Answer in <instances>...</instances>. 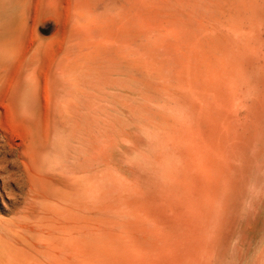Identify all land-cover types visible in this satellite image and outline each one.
Listing matches in <instances>:
<instances>
[{"label":"rangeland","instance_id":"374dc122","mask_svg":"<svg viewBox=\"0 0 264 264\" xmlns=\"http://www.w3.org/2000/svg\"><path fill=\"white\" fill-rule=\"evenodd\" d=\"M34 1L36 7L34 9L35 5L32 6L30 16H32L33 13L34 15L33 19L32 17L29 18V23L44 42L43 57L46 60H50L58 53L60 56H64L63 54L66 52L65 49L68 50V48L70 49L71 47L70 51H72L74 60H72V64H74L69 65L71 66L69 67L71 68L69 69V73H71L72 78L76 81H73V88H64L62 90V94L58 100L61 103V108L63 106L62 104H64L62 110L65 115H70V113L75 114L62 118L60 130L58 132L60 150L57 152V156H55L61 168L71 177V185H67L63 188V196L57 195L48 198L44 201L42 208L30 214V220L34 228H32V230H22V243L23 247H26L23 251V255L27 258L42 260L54 258L57 260L55 264H138L141 260L143 261L141 264H232L231 259L234 256L233 248L237 241L232 239L230 235L234 229L232 228L234 227V223L231 224V221L234 222V218L231 220V217H233L235 213H237V215H240V213L243 214L244 210L248 208V205L251 206L252 202L255 201L251 200L252 197L250 194H247V192L245 195L248 197L245 195L243 196L244 198L242 197L244 193L242 189H245L246 184L245 181L251 177L249 179L250 185L248 187V184H246L245 191H247V187L248 190H253L255 179H260L262 176L261 174H264V158H262L264 156V0H203L202 2H200L201 0L198 2H195L196 0H100L101 2L99 0H96L97 2L95 0L94 2L93 0H79L81 3L78 0H68L69 2L66 0H57V3L56 0ZM76 1H78L77 4ZM127 1H131V6L135 5L134 3H136L135 6L138 4H142V6H133L134 8H131V6H128L130 3L128 4ZM209 1L210 4L208 5ZM82 2L85 4L88 2L87 6ZM115 2L116 4H114ZM124 4H126L125 7H123ZM105 5H107V7ZM169 5L170 7L173 6L174 9H170ZM202 5L205 6L200 8L199 6ZM40 6L41 8L44 7L41 9L42 11L40 10ZM59 6L62 8V11ZM72 6H76V8ZM85 7H90L91 10ZM204 7L209 8V12H207ZM213 7H217L216 10ZM74 10H76V12H74ZM233 11H235V13ZM173 12L181 13H176L173 16ZM197 15L198 17H196ZM228 15L229 19L227 20ZM225 17L227 18L225 19ZM252 17H254L253 20ZM257 17H259V19ZM233 19L234 21H230ZM74 20L77 24L72 22ZM154 20L156 21L155 23H153ZM105 21L110 26L105 25ZM225 21L227 23H225ZM31 22H33L32 25ZM238 22H240V24H238ZM241 22L243 24L242 28L240 26ZM249 22L252 23V29L255 28V31L251 30V27L250 30L247 31L249 25H251ZM97 23L98 26H96ZM253 23L255 26H253ZM81 24L86 26L83 28V31ZM103 26L105 29H103ZM92 28L93 34H91L90 30ZM110 29L112 30L110 31ZM115 29L116 31H113ZM234 29H237L238 33H236L237 30ZM79 30L81 32L85 31L87 35L84 34L83 37ZM239 30L241 32L240 34ZM96 31L99 34L98 36L96 35L97 33L95 34ZM223 31L225 32L224 40H222ZM227 31L229 32L227 33ZM251 31H253L252 35ZM72 32L75 33L73 34ZM126 32L128 33L126 34ZM135 33L137 35L140 33V36L143 35L141 37L139 35L134 37ZM70 34L76 35L71 37ZM235 34L236 37H240L236 39ZM94 35L95 37H93ZM116 35L118 36L113 38ZM80 36L81 38H79ZM105 36L106 39L109 38L106 40V50H111L109 52L106 51V60L99 54H96L99 53L98 46L93 43H98L100 40L104 39ZM63 37L65 38V42ZM69 38L72 40V43L75 42L73 38L77 43H73L74 45L69 44L71 42ZM122 38H125L124 41L122 40L123 42L121 41ZM129 38L132 39L128 41ZM112 39L114 40L112 41ZM230 39H236L237 41L233 40V43H231ZM254 39H257V42H255ZM107 41H109V43H107ZM148 41H150L152 45L148 43ZM239 41L240 43H238ZM111 42L112 44H110ZM117 42H119L120 45ZM75 44L78 46L80 45L81 48L75 47V51L74 48H72L76 46ZM116 44L117 47L115 46ZM50 45H52L54 49L51 50L52 46ZM230 45L235 46V51L237 52H235L233 49L234 47ZM244 45L248 50H246L247 48ZM49 47L50 52L47 51ZM110 47L112 49H109ZM156 47H160V50ZM243 47L244 49H242ZM221 48L222 50H220ZM230 48L232 50H229ZM239 48L241 49L240 51H238ZM251 48L253 51L250 50ZM58 49L59 52L55 53ZM77 49H79L78 52ZM89 50H94L92 51L95 53L94 57L90 56L93 55V53L91 51L89 52ZM113 50H116L117 53L114 52V54ZM249 50L250 52L248 53ZM162 51L163 53H161ZM232 51L234 52L233 55H231ZM45 52L47 54L46 56ZM239 52L243 55L242 57L239 54L242 58L237 55ZM244 52L246 55L248 53L249 56L247 55V57L243 54ZM258 53H260L261 56H259L260 54L257 55ZM118 54L123 58L120 59L121 57ZM234 54L236 56H234ZM78 55L77 61L76 56ZM110 55L111 58H109ZM148 56L152 57L148 58ZM250 56L252 58H250ZM90 57L91 59L93 58V60L88 61ZM246 57L251 60H248ZM253 57H255V59ZM256 57H258V61ZM226 58L228 59L227 61ZM239 58H241V61L245 59L241 62ZM246 59L247 61H245ZM104 61L106 62L104 63ZM229 61L232 62L229 63ZM239 61L242 64L237 67L236 65L240 64ZM248 61L250 62L249 64ZM76 63L77 66L82 64V67H80L81 69L84 68V64L86 63V68L81 70L78 68L79 66L77 67L75 65ZM87 63H91V65L89 64L90 68ZM234 63L236 65H234ZM132 64L135 66H132ZM134 67H137V71ZM91 68L92 70H89ZM235 69L236 74H234ZM141 72L143 73L142 75ZM133 73L137 75L134 76ZM144 73L145 76L143 77ZM259 73L260 75L258 76ZM238 74L240 76H238ZM76 75H78L77 78H80L79 81H77ZM131 75L137 83L134 82L133 79L130 80V77L132 78ZM136 79H138V81ZM187 87L189 90H186ZM136 88L139 93L136 91ZM130 89H132V91ZM147 89L148 91H146ZM237 89H239V91ZM77 90L79 93H76ZM121 90L123 91L121 92ZM140 91H142V93ZM85 92L88 97L84 95ZM244 92L245 95H243ZM257 96L258 98H256ZM41 98L45 97L42 96ZM123 99L127 101H123ZM253 100H256V102ZM74 101L78 104H74ZM163 102L165 105H163ZM138 103H140L141 107ZM72 105L74 109L78 107V111H73ZM66 107L69 109L66 110ZM133 107H135V109ZM155 107H157L158 110ZM204 108L206 109L205 111ZM135 110L138 111L136 112ZM154 110L156 111L154 112ZM203 113L205 118L203 117ZM152 114L154 116H152ZM159 114L162 115V118H160L161 115ZM238 114L239 116H237ZM77 117L80 119L79 121ZM145 117H147L148 120ZM141 118H143L144 121L147 120V122L142 121ZM150 118H152V120ZM157 118L160 122L157 121ZM151 121H153V123ZM132 122L137 123V130L134 128L135 124ZM207 123L209 124L207 125ZM243 123L246 124L244 125ZM152 125H155V127L153 128ZM209 125L212 127L210 128ZM138 126L140 127L138 128ZM117 127L118 129H116ZM107 129H109L108 131L111 134L106 131ZM118 130H120L119 134ZM121 131H123L122 133L124 134H122ZM108 133L112 138L109 137ZM130 133H132L133 136L129 135ZM237 133L238 135H236ZM121 136H123V138ZM103 138H107L106 140L110 141L107 142ZM97 139L99 140L98 142ZM100 141H102L103 145ZM224 141L226 143H224ZM91 143L93 145H91ZM111 143L114 145H111ZM101 145L103 147L106 146V148L103 149ZM257 146L260 152L262 150L263 154L262 152L260 154ZM93 148H95L96 151ZM99 148H101L103 152H100L101 149L99 150ZM97 150L104 156L103 159ZM237 150L239 152H237ZM93 151L97 154H93ZM228 151L230 152L229 155ZM246 151L247 154H250L247 155ZM235 152L237 153L235 154ZM103 153L105 155H103ZM98 155L102 161L107 155L109 157H107L104 162L100 161V163L98 161L101 159ZM245 156L249 159H247L249 162L248 164H251L250 161H253V159H256L255 163L254 161H251V165L245 163L247 162V160L244 159ZM258 156L261 160L256 158ZM239 159H241L240 162H238ZM108 160L109 163H107ZM232 160L236 163L234 164ZM242 163L244 165L246 164L247 167L244 168ZM190 165L192 168H189ZM253 166L256 167L253 168ZM235 167L237 169H235ZM238 169L241 170L239 171ZM192 172H194V176H192ZM260 172L261 174H259ZM227 174H230L228 175L229 177ZM242 175H246L245 181H243L244 177ZM1 181L2 179L0 178V182ZM243 182L244 184H241ZM187 183L189 185L186 186ZM227 183L229 187L226 185ZM197 185H199V187ZM226 186L227 188H225ZM239 186H242L241 190ZM235 187L238 188L235 189ZM222 188L225 190L223 191ZM232 188L239 194L235 191V194H237L234 195ZM191 190L193 194L190 193L192 192ZM230 190H232L231 193L234 195L233 198H237L238 196V199H234L237 204H234L232 199V201L230 200L231 193L230 195L228 194ZM26 193V190H24L22 196H26ZM194 197L196 201H192L195 200L192 199ZM225 197H229V200L226 199L229 203L232 202V208H230V204ZM5 199L6 203H8L9 196L6 194ZM224 200H226L229 205L226 204ZM22 201L23 203H21V205H24V200ZM191 202L196 207L192 208L193 205ZM199 202L200 204H198ZM239 203L243 205L241 209ZM226 205H228L229 208H226L228 207ZM253 206L249 209H254ZM237 208L239 210H237ZM229 209L230 211H227ZM260 209L262 210V207ZM191 210H195L194 213ZM221 211L224 213V217ZM207 212H209V214ZM238 212L240 213L238 214ZM220 214L223 221L228 222L230 218V223L220 222ZM228 214H230L231 217ZM5 215L11 217L13 214ZM234 217L236 218V215ZM208 218H210V220ZM220 223L224 224H221V226H223L221 231L219 230L221 229ZM216 231L222 232H219L221 236H219L220 234ZM114 235L117 237L116 239L119 241V244L116 239L114 240ZM143 236L145 237L143 238ZM225 238L226 240L233 241H227L228 243H226ZM220 239L221 241L224 240L222 242L225 243L221 242L222 244H220ZM112 240L114 242H112ZM98 246L100 247L98 250L101 251V253H99L98 250L96 251ZM137 246L140 248L137 249ZM147 247H149L148 250ZM260 249L261 247H258L257 244L256 251H260ZM137 253H139V255ZM190 254L193 255L191 256ZM105 256L107 257L104 259ZM132 257L134 258L132 259ZM221 257L224 259H220ZM136 261L138 263H136Z\"/></svg>","mask_w":264,"mask_h":264},{"label":"bare ground","instance_id":"6f19581e","mask_svg":"<svg viewBox=\"0 0 264 264\" xmlns=\"http://www.w3.org/2000/svg\"><path fill=\"white\" fill-rule=\"evenodd\" d=\"M53 1V0H52ZM68 1V0H66ZM79 1V0H78ZM76 1V4L77 2ZM81 1V0H80ZM79 1V2H80ZM86 1V0H84ZM96 1V0H95ZM100 1V0H99ZM126 1V0H125ZM124 1V2H125ZM133 1V0H132ZM200 0H196L195 2H198ZM203 0H201L200 2H202ZM206 1V0H205ZM211 1V0H210ZM210 1L208 3V5L210 4ZM214 1V0H213ZM216 1V0H215ZM35 1L34 0H0V178L2 179V181L0 182V264H55V262H57L56 259L54 258H48L46 260H42V259H33V258H27L23 255V251L26 247H23V243H22V240H23V235H22V230H27V229H31L34 228V225L32 224L31 220H30V214L35 212L36 210H38L39 208H42L43 207V204H44V201L47 200L48 198L52 197V196H57V195H60V196H63V188L67 185H71V177L69 175H67L65 173V171L61 168V165L58 164L57 162V159L55 158V156H57V152L60 150V147H59V144H58V132L60 130V125H61V121H62V118L63 117H66L68 115H65L63 113V106L64 104H62V108H61V103L59 102L58 98L60 97V95L62 94V90L64 88H73V81L75 82L76 80H74L72 78V75L71 73H69V66L70 64H72V60H73V55H72V51H70V49L68 48V50L65 49V54H63L64 56H60L59 53L56 54L52 59H45L43 56H44V52H43V45H44V42L42 40V38L35 32L34 28H32L30 26V23H29V18L32 17L33 19V15L34 13L32 14V16H30V13H31V9H32V6L35 5L34 3ZM38 2V1H37ZM36 2V3H37ZM69 2V1H68ZM94 2V0H93ZM97 2V1H96ZM101 2V1H100ZM120 2V1H119ZM118 2V3H119ZM128 2V1H127ZM190 2V1H189ZM194 2V1H193ZM199 2V3H200ZM34 3V4H33ZM56 3H57V0H56ZM73 3V2H72ZM81 3V2H80ZM83 3V2H82ZM87 3H83L85 4V6H87ZM126 3V2H125ZM130 3V4H129ZM134 3V2H132ZM146 3V2H145ZM168 3V2H167ZM207 3V2H206ZM62 4V3H61ZM68 4V3H67ZM75 4V5H76ZM79 4V3H78ZM90 4V3H89ZM88 4V6H89ZM103 4V3H102ZM116 4V2L114 3ZM128 6H131V1L128 2ZM136 5V3H134ZM169 4V3H168ZM57 5V4H56ZM63 5V4H62ZM65 5V4H64ZM113 5V4H112ZM133 5V6H135ZM196 5V4H195ZM211 5H214V4H211ZM67 6V5H66ZM65 6V7H66ZM84 6V5H83ZM107 7V5H105ZM110 6V5H109ZM114 6V5H113ZM126 4H124L123 7H125ZM127 6V7H128ZM133 6H131V8H134ZM137 6H142L141 5H137ZM135 6V7H137ZM186 6V5H185ZM197 6V5H196ZM205 5H202V6H199L200 8L203 7ZM36 5L34 6V9H35ZM60 7V6H59ZM73 8L76 6H72ZM71 7V8H72ZM91 7V6H90ZM85 7L86 9H90ZM105 7V8H106ZM116 7V6H115ZM114 7V8H115ZM167 7V6H165ZM170 7V5H169ZM208 7V6H207ZM211 7V6H209ZM44 7L41 8L40 6V10L43 9ZM61 8V7H60ZM82 8V7H81ZM140 8V7H139ZM173 8L170 7V9ZM198 8V6H197ZM199 8V9H200ZM206 8V7H204ZM215 10L216 8L213 7ZM212 8V9H213ZM220 8V7H219ZM65 9V8H63ZM80 9V8H79ZM117 9V7H116ZM115 9V10H116ZM128 9V8H127ZM127 9H126V12H127ZM130 9V7H129ZM137 9V8H136ZM174 9V8H173ZM198 9V10H199ZM209 8H206V11H208ZM211 9V10H212ZM91 10V9H90ZM94 10V9H93ZM108 10V9H107ZM161 10V8H160ZM214 10V11H215ZM234 10V9H233ZM42 11V10H41ZM61 11H62V8H61ZM96 11V10H95ZM94 11V12H95ZM228 11V10H227ZM35 12V11H33ZM74 12H76V10H74ZM79 12V10H78ZM93 12V13H94ZM132 12V11H131ZM136 12V10H135ZM193 12V11H192ZM212 12V11H211ZM217 12V11H215ZM235 13V11H233ZM70 13V12H69ZM100 13V12H98ZM103 13V12H102ZM110 13H113V12H110ZM176 13H181V12H173V16L174 14ZM194 13V12H193ZM240 13V12H239ZM41 14V12H40ZM61 14V12H60ZM81 14V13H80ZM129 14V13H128ZM218 14V13H217ZM238 14V13H236ZM69 15V14H68ZM83 15V13H82ZM86 15V14H85ZM84 15V16H85ZM92 15V14H91ZM117 15V14H116ZM137 15V14H136ZM140 15V14H139ZM210 15V14H209ZM213 15V14H212ZM234 15V14H232ZM239 15V14H238ZM249 15V14H248ZM76 16V15H75ZM129 16V15H128ZM141 16V15H140ZM188 16V14H187ZM244 16V14H243ZM35 17V16H34ZM74 17V16H73ZM92 17V16H91ZM102 17V16H101ZM114 17V16H113ZM134 17V16H133ZM157 17V16H156ZM183 17V16H182ZM198 17V15L196 16ZM201 17V16H200ZM236 17V16H235ZM240 17V16H239ZM246 17V16H245ZM244 17V18H245ZM72 18V17H71ZM75 18V17H74ZM104 18V17H103ZM106 18H109V17H106ZM111 18V17H110ZM141 18V17H140ZM149 18V17H148ZM158 18V17H157ZM155 18V19H157ZM192 18V17H191ZM194 18V17H193ZM227 17H225L226 19ZM259 19V17H257ZM40 19V18H39ZM66 19V18H65ZM73 19V18H72ZM71 19V20H72ZM86 19H87V16H86ZM89 19V18H88ZM101 19V18H100ZM154 19V18H153ZM224 19V20H225ZM229 19V15H228V18L227 20ZM236 19V18H235ZM246 19V18H245ZM254 19V17H252V20ZM68 20V19H67ZM70 20V21H71ZM112 20V19H111ZM111 20H107V21H111ZM177 20V19H176ZM194 20V19H193ZM206 20V19H204ZM251 20V19H250ZM34 21V20H32ZM62 21V20H61ZM69 21V20H68ZM78 21V20H77ZM116 21V20H115ZM195 21V20H194ZM222 21V19H221ZM230 21H234L233 20H230ZM258 21V20H257ZM73 23H76L75 20L72 21ZM88 22V21H86ZM97 22V21H96ZM95 22V23H96ZM117 22V21H116ZM127 22V20H126ZM130 22V21H129ZM156 21L154 20L153 23H155ZM224 22V21H223ZM253 22V21H251ZM249 22V27H248V30H250V27H251V30H254L255 31V28L252 29V23ZM256 22V21H255ZM33 22H31V25H32ZM80 23V22H79ZM78 23V24H79ZM85 23V22H84ZM105 25H108L110 26L109 24H107V22L105 21ZM225 23H227L225 21ZM247 23V22H246ZM245 23V24H246ZM259 23V21H258ZM69 24V23H68ZM93 24V23H92ZM102 24V23H101ZM196 24V23H195ZM194 24V25H195ZM238 24H240V22H238ZM254 24V23H253ZM74 25V24H73ZM82 25V24H81ZM87 25V23H86ZM100 25V24H99ZM130 25V24H128ZM132 25V24H131ZM162 25V24H161ZM193 25V24H192ZM230 25V24H229ZM72 26V25H71ZM98 26V23L97 25ZM95 26V27H96ZM198 26V25H197ZM232 26V25H230ZM239 26V25H237ZM241 28L243 26L242 22H241ZM255 26V24L253 25ZM63 27V26H62ZM86 27V26H83L82 25V31H83V28ZM92 27V26H90ZM102 27V26H101ZM113 27V26H112ZM115 27V26H114ZM196 27V26H195ZM210 27V26H209ZM227 27V26H226ZM257 27V26H256ZM75 28V27H74ZM187 28V27H186ZM200 28V27H199ZM219 28V27H218ZM240 28V27H239ZM72 29V28H71ZM77 29V28H76ZM79 29V27H78ZM103 29L104 26H103ZM102 29V31H103ZM113 29V28H112ZM110 29V31L112 30ZM119 29V28H118ZM121 29V28H120ZM127 29V28H125ZM195 29V28H194ZM224 29V28H223ZM233 29V28H232ZM238 29V28H237ZM237 29H234V30H237ZM65 30V29H64ZM75 30V29H74ZM85 30V29H84ZM91 30V34L92 33V29ZM108 30V29H107ZM217 30V29H216ZM233 30V31H234ZM259 30V29H258ZM66 31H67V28H66ZM65 31V32H66ZM69 31V30H68ZM73 31V30H72ZM80 31V30H79ZM95 31V30H94ZM101 31V32H102ZM109 31V32H110ZM113 31H116L113 30ZM112 31V32H113ZM131 31V30H130ZM129 31V32H130ZM141 31V30H140ZM139 31V32H140ZM149 31V30H148ZM220 31V30H219ZM222 31V30H221ZM242 31V30H241ZM81 32V31H80ZM79 32V33H80ZM111 32V33H112ZM142 32V31H141ZM229 31H227L228 33ZM232 32V31H231ZM246 32V31H245ZM67 33V32H66ZM73 34L75 32H72ZM83 37H84V34L87 35V33L84 31V32H81ZM97 33V31L95 32V34ZM104 33V32H102ZM106 33V32H105ZM128 32H126L127 34ZM224 31H223V37H222V40H224ZM226 33V34H227ZM234 33V32H232ZM236 33H238V30L236 31ZM240 30H239V34H240ZM249 33V32H248ZM71 35L72 36H75V35ZM78 34V33H77ZM110 34V33H109ZM117 34V33H116ZM253 34V31H251V35ZM66 35V34H65ZM97 36L99 35L98 33L96 34ZM112 35V34H111ZM136 33H135V36L136 37ZM138 35L140 36V33H138ZM137 35V36H138ZM143 35V34H142ZM141 35V36H142ZM221 35V33H220ZM230 35V34H229ZM234 35V34H233ZM242 35V34H241ZM246 35H247V32H246ZM96 36V38H97ZM118 35H116L115 37L113 38H116ZM122 36V35H121ZM125 36V35H124ZM140 36V37H141ZM152 36V35H151ZM249 36V35H248ZM88 37V36H87ZM95 37V35L93 36ZM91 37V38H93ZM133 37V38H134ZM231 37V36H230ZM229 37V38H230ZM235 37H236V34H235ZM238 37L240 36H237L236 39H238ZM255 37V36H254ZM81 38V36L79 37ZM78 38V39H79ZM145 38V37H144ZM234 38V37H233ZM252 38V37H251ZM258 38H259V35H258ZM257 38V39H258ZM64 39V42H65V38L63 37ZM70 39V38H69ZM68 39V40H69ZM76 39V37H75ZM73 38V43H77V41ZM94 39V38H93ZM109 38L106 39V36L104 39L100 40L98 43L97 42H93L95 44H97L96 46H98V52L99 53H96V54H99L101 57H103L105 60L107 59L106 58V51H111V50H106L107 47H106V40H108ZM111 39V38H110ZM125 39V38H124ZM124 39L122 38L121 41ZM127 39V37H126ZM130 39L132 38H129L128 41H130ZM139 39V38H138ZM236 39H230L231 40V43H233L232 41L233 40H236ZM242 40H244L243 38H241ZM257 39L255 40V42H257ZM71 40V39H70ZM80 40H83V39H80ZM79 40V43L81 44V41ZM90 40V39H89ZM114 39H112L113 41ZM240 40V39H239ZM249 40V39H247ZM252 40V39H250ZM86 41V40H85ZM94 41V40H93ZM98 41V40H97ZM110 41V40H109ZM109 41H107V43H109ZM120 41V40H119ZM122 41V42H123ZM127 41V42H128ZM133 41V40H131ZM137 41V40H136ZM227 41V39H226ZM237 41V40H236ZM246 41V40H245ZM68 42V41H67ZM116 42V41H114ZM168 42V41H167ZM72 43V40L69 44H73ZM78 43V44H79ZM83 43V41H82ZM85 43V42H84ZM119 43V42H117ZM135 43V42H134ZM133 43V44H134ZM148 43H150V41H148ZM222 43V42H221ZM229 43V44H231ZM240 43V41L238 42ZM247 43V41H246ZM261 43V41H260ZM112 44V42L110 43ZM115 44V43H114ZM130 44V43H129ZM136 44V43H135ZM138 44V43H137ZM152 45V43H150ZM149 44V45H150ZM242 44V43H241ZM244 44V42H243ZM67 45V44H66ZM74 45V44H73ZM76 45V44H75ZM84 45V44H83ZM93 45V44H92ZM120 45V43H119ZM139 45V44H138ZM150 45V46H151ZM236 45V44H234ZM258 45V44H257ZM52 46V45H50ZM69 46V45H68ZM87 46V45H86ZM91 46V45H89ZM117 47V44L115 45ZM128 46V45H127ZM232 47H234V51L236 50L235 49V46L233 45H230ZM229 46V47H230ZM240 46V45H239ZM243 46V45H242ZM245 46V45H244ZM261 46V44H260ZM62 47V45H61ZM60 47V48H61ZM75 47H80V45H76V46H73L72 48H74V50L76 51ZM115 47V49H116ZM131 47V45H130ZM138 47V46H137ZM136 47V48H137ZM161 47V46H160ZM160 47H156L160 50ZM246 47V46H245ZM257 47V46H256ZM64 48V47H63ZM67 48V46H66ZM81 48V47H80ZM92 48V47H91ZM123 48V47H122ZM125 48V47H124ZM132 48H133V45H132ZM142 48V47H141ZM154 48V47H153ZM162 48V47H161ZM169 48V47H168ZM241 48V46H240ZM239 48L238 51H240L241 49ZM247 48V47H246ZM47 49V47H46ZM50 47L48 48L47 51H49ZM54 49L53 46L51 48V50ZM109 49H112L111 47ZM244 49V47L242 48ZM261 49V48H259ZM263 49V47H262ZM79 49H77V52H78ZM87 50V49H86ZM97 50V49H96ZM132 50V49H131ZM158 50V51H159ZM222 50V48L220 49ZM229 50H232L231 48ZM228 50V51H229ZM248 50V48L246 49ZM251 51H253V49L251 48L250 49ZM250 50L248 51V53L250 52ZM264 50V49H263ZM46 51V50H45ZM46 51V52H47ZM54 51V50H53ZM92 52L94 50H89V52ZM157 51V52H158ZM245 51V50H244ZM259 51V50H258ZM45 52V56L47 55ZM50 52V51H49ZM59 52V49L55 52L57 53ZM82 52V51H81ZM117 51L113 50V53ZM128 52V50H127ZM156 52V51H155ZM222 52V51H220ZM237 52V51H235ZM243 52V51H242ZM263 52V51H262ZM53 53V52H51ZM50 53V54H51ZM64 53V51H63ZM87 53V52H86ZM93 53V52H92ZM111 53V52H110ZM134 53V52H133ZM137 53V52H136ZM163 53V51L161 52ZM159 53V54H161ZM231 53V51H230ZM230 53H229V57H230ZM233 51H232V54L233 55ZM247 53V55L249 56V54ZM252 53V52H251ZM250 53V54H251ZM81 54V53H80ZM79 54V55H80ZM88 54V53H87ZM90 54V53H89ZM109 54V53H108ZM115 54V53H114ZM138 54V53H137ZM240 52L237 54L239 55ZM245 54V52L243 53ZM260 53H258L257 55H259ZM76 56L77 57H79ZM85 55V54H84ZM82 55V56H84ZM95 53H93V55H90L91 57H94ZM117 55V54H116ZM119 55V54H118ZM145 55V54H144ZM201 55V54H200ZM223 55V54H221ZM220 55V56H221ZM242 57L243 55L240 54ZM239 55V56H240ZM246 55V54H245ZM244 55V57H245ZM246 55V56H247ZM256 55V54H255ZM254 55V56H255ZM51 56V55H50ZM97 56V55H96ZM120 56V55H119ZM146 56V55H145ZM228 56V55H227ZM234 56H236L234 54ZM233 56V57H234ZM240 56V57H241ZM247 56V57H248ZM261 56V54L259 55ZM49 57V55H48ZM89 57V56H88ZM90 57V60L88 61H91L93 60V58L91 59ZM100 57V58H101ZM113 57V56H112ZM122 59L123 57L120 56ZM149 57H152V56H148ZM238 57V56H237ZM241 57V58H242ZM246 57V58H247ZM50 58V57H49ZM83 58V57H81ZM96 58V57H95ZM94 58V60H95ZM109 58H111V55L109 56ZM119 58V57H118ZM218 58V57H217ZM228 58V57H227ZM226 58V61L228 60ZM241 58L240 61H241ZM250 58H252L250 56ZM255 59V57H253ZM257 58V61H258V57ZM261 58V57H259ZM84 59V58H83ZM83 59H80V60H83ZM96 59H99L98 57ZM117 59V57H116ZM154 59V58H153ZM216 59V58H215ZM230 59V58H229ZM234 59V58H233ZM237 59V58H236ZM245 59V58H244ZM243 59V61H244ZM248 60H251L249 58H247ZM247 59L245 61H247ZM110 60V59H109ZM112 60V59H111ZM178 60V59H177ZM235 60V59H234ZM233 60V61H234ZM74 61V60H73ZM77 61H78V58H77ZM117 61V60H116ZM122 61V60H120ZM163 61V60H162ZM237 61V60H236ZM239 61V62H240ZM241 61V62H243ZM261 61V60H260ZM264 61V60H263ZM93 62V61H92ZM106 61H104L105 63ZM108 62V61H107ZM118 62V61H117ZM128 62V61H127ZM167 62V61H166ZM169 62V61H168ZM232 62V61H229V63ZM240 62V64L236 65L234 63V65H236L237 67H239V65H241L242 63ZM84 63V62H83ZM103 63V62H102ZM111 63V62H109ZM113 63V62H112ZM123 63V62H121ZM126 63V61H125ZM223 63V62H222ZM250 62L248 61V64ZM74 64V63H73ZM72 64V65H73ZM88 64V63H87ZM91 65V63H89ZM88 64V65H89ZM127 64V63H126ZM146 64V63H145ZM165 64V63H164ZM171 64V63H170ZM228 64V63H227ZM77 66V63L75 64ZM82 65V64H81ZM81 65H78L77 67L79 69H81L80 67H82ZM86 63L84 64V68L85 67ZM87 65V66H88ZM90 65L88 66L90 68ZM173 65V64H172ZM231 65V64H229ZM129 66V65H128ZM132 66H135L132 64ZM171 66V65H170ZM248 66V65H247ZM74 67V66H73ZM94 67V66H93ZM92 67V68H93ZM99 67V66H98ZM107 67V66H106ZM130 67V66H129ZM220 67V66H219ZM233 67V66H232ZM263 67V66H262ZM76 68V67H75ZM82 68V69H84ZM89 69V70H92ZM105 68V66H104ZM116 68V67H115ZM135 68V67H134ZM137 68V67H136ZM135 68V70H136ZM221 68V67H220ZM74 69V68H73ZM78 69V70H79ZM81 69V70H82ZM237 69V68H236ZM236 69L234 70L236 74ZM76 70V69H75ZM157 70H161V69H157ZM168 70V69H167ZM258 70V69H257ZM256 70V72H257ZM113 71V69H112ZM137 71V70H136ZM240 71V69H239ZM78 72V71H77ZM82 72H85V71H82ZM90 72V71H89ZM155 72V71H154ZM260 72V71H259ZM81 73V72H80ZM95 73V72H94ZM101 73V72H100ZM160 73V72H159ZM167 73V72H166ZM176 73V72H174ZM231 73V72H230ZM249 73V72H248ZM78 74V73H77ZM90 74V73H89ZM97 74V73H95ZM128 74V73H127ZM132 74V73H131ZM143 73L141 72V75ZM183 74V73H182ZM229 74V73H228ZM251 74V72H250ZM249 74V75H250ZM78 75H81V74H78ZM76 75V79H78L77 81H79V77L77 78ZM134 75V73H133ZM137 75V74H136ZM134 75V76H136ZM243 75V73H242ZM245 75V74H244ZM260 75V73L258 74V76ZM129 76H130V73H129ZM132 76V75H131ZM145 76V73L143 75V77ZM190 76V75H189ZM238 76H240L238 74ZM75 77V76H74ZM153 77V75H152ZM237 77V75H236ZM137 78V77H136ZM150 78V77H149ZM238 78V77H237ZM248 78V77H247ZM82 79V78H81ZM119 79V78H118ZM128 79V77H127ZM133 79V76L132 78L130 77V80ZM140 79V78H138ZM138 79H136L138 81ZM146 79V78H145ZM148 79V78H147ZM160 79V78H159ZM241 79V78H240ZM244 79V78H243ZM256 79V78H255ZM143 80V79H142ZM152 80V79H151ZM166 80V79H165ZM172 80V78H171ZM239 80V79H238ZM237 80V81H238ZM242 80V79H241ZM249 80V79H248ZM258 80V79H257ZM86 81V80H84ZM88 81V80H87ZM144 81V80H143ZM154 81V80H153ZM243 81H247V80H243ZM260 81V80H259ZM111 82V81H110ZM124 82V81H123ZM134 82H136L134 80ZM140 82V81H139ZM138 82V83H139ZM158 82V81H157ZM167 82V81H166ZM173 82V81H171ZM176 82V81H174ZM199 82V81H198ZM256 82V81H255ZM79 83V82H78ZM121 83V82H120ZM137 83V82H136ZM143 84H145L144 82H142ZM155 83H156V80H155ZM180 83V82H179ZM134 84V83H133ZM140 84V83H139ZM249 84V83H248ZM82 85V84H81ZM141 85V84H140ZM148 85V84H146ZM212 85V84H211ZM253 85V83H252ZM260 85V84H259ZM131 86V85H130ZM135 86V85H134ZM142 86V85H141ZM151 86V84H150ZM149 86V87H150ZM234 86V85H233ZM232 86V87H233ZM242 86V85H241ZM251 86V85H250ZM136 87V86H135ZM239 87V85H238ZM249 87V86H248ZM247 87V88H248ZM82 88V87H81ZM132 88V87H131ZM142 88V87H141ZM169 88V87H168ZM245 88V89H247ZM254 88V87H253ZM257 88V87H256ZM255 88V89H256ZM83 89V88H82ZM184 89V88H182ZM244 89V90H245ZM261 89V88H260ZM126 90V89H125ZM132 91V89H130ZM185 90V89H184ZM186 90H189L188 87ZM239 91V89H237ZM236 90V91H237ZM249 90V88H248ZM71 91V90H70ZM75 91V90H74ZM72 91V92H74ZM81 91V90H80ZM123 90H121L122 92ZM136 91H137V88H136ZM148 91V89L146 90ZM153 91V90H152ZM263 91V90H262ZM261 91V92H262ZM82 92V91H81ZM125 93L127 91H124ZM134 92V91H133ZM138 92V91H137ZM142 93V91H140ZM145 92V91H144ZM151 92V91H150ZM191 92V91H190ZM253 92V91H252ZM76 93H79V91L77 90ZM128 93V92H127ZM139 93V92H138ZM137 93V94H138ZM187 93V92H186ZM227 93V92H226ZM256 93V92H255ZM260 93V92H259ZM103 94V93H102ZM146 94V93H145ZM149 94V93H148ZM188 94V93H187ZM243 94V93H242ZM264 94V93H263ZM81 95V94H80ZM85 96L86 95V92L84 94ZM139 95V94H138ZM150 95V94H149ZM148 95V96H149ZM186 95V94H185ZM245 95V92L244 94ZM262 95V94H261ZM260 95V97H261ZM42 96H44L45 98H41ZM77 96V95H76ZM124 96V95H123ZM134 96V95H133ZM141 96V94H140ZM165 96V95H164ZM170 96V95H169ZM178 96V95H177ZM188 96V95H186ZM196 96V95H195ZM234 96V94H233ZM237 96V94H236ZM256 96V95H255ZM79 97V96H78ZM81 97V96H80ZM88 97V96H87ZM142 97V96H141ZM151 97V96H150ZM159 97V96H158ZM156 97V98H158ZM167 97V96H166ZM210 97V96H209ZM235 97V96H234ZM254 97V96H253ZM71 98V97H69ZM84 98V97H83ZM137 98V96H136ZM155 98V97H154ZM153 98V100H154ZM174 98V97H173ZM179 98V96H178ZM181 98H184V97H181ZM190 98V97H188ZM203 98V96H202ZM258 98V96L256 97ZM262 98V97H261ZM82 99V98H81ZM138 99V98H137ZM146 99V98H145ZM169 99V97H168ZM177 99V98H176ZM187 99V98H186ZM193 99V98H192ZM191 99V100H192ZM251 99V98H250ZM255 99V98H253ZM118 100V99H117ZM126 100V99H125ZM123 99V101H125ZM129 100V99H128ZM147 100V99H146ZM145 100V101H146ZM152 100V99H151ZM160 100V99H159ZM236 100V99H235ZM243 100V99H242ZM248 100V98H247ZM252 100V99H251ZM257 100V99H256ZM256 100L254 102H256ZM262 100V99H261ZM64 101V100H63ZM66 101V100H65ZM86 101V100H85ZM127 101V100H126ZM140 101V100H139ZM238 101V100H237ZM87 102V101H86ZM119 102V101H118ZM143 102V101H142ZM141 102V103H142ZM147 102V101H146ZM161 102V101H160ZM169 102V101H168ZM245 102V101H244ZM263 102V100H262ZM74 104L75 101L73 102ZM85 103V102H84ZM88 103V102H87ZM85 103V104H87ZM120 103V102H119ZM144 103V102H143ZM164 103V102H163ZM167 103V102H166ZM192 103V101H191ZM248 103V102H246ZM253 103V102H252ZM66 104V103H65ZM78 104V103H77ZM90 104V103H88ZM139 106H140V103H138ZM150 104V103H149ZM240 104V103H239ZM245 104V103H244ZM249 104V103H248ZM254 104V103H253ZM136 105V104H134ZM148 105V104H147ZM165 105V103L163 104ZM193 105V104H192ZM243 105V103H242ZM240 105V106H242ZM67 106V104H66ZM81 106V105H80ZM138 106V107H139ZM143 106V104H142ZM161 106V105H160ZM244 106V105H243ZM247 106V105H246ZM261 106V105H260ZM69 107V106H68ZM68 107H66V110L69 109ZM71 107V106H70ZM73 107V105H72ZM82 107V106H81ZM132 107V105H131ZM130 107V108H131ZM141 107V106H140ZM148 107V106H147ZM146 107V108H147ZM153 107V105H152ZM199 107V105H198ZM201 107V106H200ZM78 108V107H77ZM77 108L74 109L73 107V111L77 110ZM80 108V107H79ZM135 109V107H133ZM149 108V107H148ZM157 109V107H155ZM196 108V107H195ZM202 108V107H201ZM242 108V107H241ZM256 108V107H255ZM139 109V108H138ZM151 109V108H150ZM203 109V108H202ZM236 109V108H235ZM239 109V108H238ZM90 110V109H89ZM132 110V109H131ZM153 110V109H152ZM158 110V109H157ZM206 109L204 108V111ZM208 110V109H207ZM86 111V110H85ZM136 111V110H135ZM138 111V110H137ZM136 111V112H137ZM156 110H154L155 112ZM214 111V110H213ZM260 112V111H259ZM258 112V113H259ZM264 112V111H263ZM79 113V112H78ZM88 113V112H87ZM135 113V112H134ZM149 113V112H148ZM147 113V114H148ZM153 113V112H152ZM157 113V112H156ZM240 113V112H239ZM75 114V113H74ZM72 113H70V115H74ZM146 114V115H147ZM172 114V113H171ZM170 114V115H171ZM206 114V113H205ZM214 114V113H213ZM248 114V113H247ZM264 114V113H263ZM65 115V116H64ZM69 115V116H70ZM100 115V114H99ZM140 115V114H139ZM138 115V117H139ZM149 115V114H148ZM157 115V114H156ZM155 115V116H156ZM161 115V114H159ZM250 115V114H248ZM68 116V117H69ZM152 116H154L152 114ZM239 116V114L237 115ZM258 116V115H257ZM263 116V115H262ZM137 117V118H138ZM160 117V116H159ZM172 117V116H171ZM203 117H204V113H203ZM147 119V117H145ZM156 118V117H155ZM162 118V115L161 117ZM159 118V119H160ZM164 119H166L165 117H163ZM205 118V117H204ZM247 118V117H246ZM67 119V118H65ZM139 119V118H138ZM142 121L143 118H141ZM152 120V118H150ZM249 119V118H248ZM262 119V118H261ZM77 120L79 121L80 119L77 117ZM121 120V118H120ZM148 120V119H147ZM147 120H145L144 122H147ZM162 120V119H160ZM141 121V120H140ZM156 121V119H155ZM157 121L158 118H157ZM156 121V122H157ZM169 121V120H168ZM65 122V121H64ZM68 122V121H66ZM71 122V121H70ZM153 123V121H151ZM160 122V121H159ZM166 122V121H165ZM164 122V123H165ZM206 122V121H205ZM208 122V121H207ZM241 122V121H240ZM133 123V122H132ZM167 123V122H166ZM261 123V122H260ZM259 123V124H260ZM135 124L134 128H136V124L137 123H133ZM148 124V123H147ZM156 124V123H154ZM209 123H207L208 125ZM234 124V122H233ZM244 124V123H243ZM246 124V123H245ZM244 124V125H245ZM64 125V124H63ZM131 125V124H130ZM139 125V124H138ZM162 125V124H160ZM165 125V124H164ZM212 125V124H211ZM214 125V124H213ZM232 125V124H231ZM230 125V127H231ZM261 125V124H260ZM91 126V125H90ZM146 126V125H145ZM153 128L155 127V125H152ZM216 126V125H215ZM66 127V126H65ZM64 127V128H65ZM79 127V126H78ZM140 126H138L139 128ZM142 127V126H141ZM150 127V126H148ZM162 127V126H160ZM209 127L211 128L212 126L209 125ZM242 127V126H241ZM257 127V126H256ZM264 127V126H263ZM240 128V127H239ZM113 129V128H112ZM118 129V127L116 128ZM120 129V128H119ZM163 129V128H162ZM209 129V128H208ZM207 129V130H208ZM237 129V128H236ZM243 129V128H242ZM241 129V130H242ZM264 129V128H263ZM262 129V130H263ZM64 130V129H63ZM68 130V129H67ZM89 130V128H88ZM95 130V129H94ZM109 129H107L106 131H108ZM129 130V129H128ZM137 130V128H136ZM230 130V129H229ZM261 130V131H262ZM119 131L118 130V134H119ZM147 131V130H146ZM212 131V130H211ZM67 132V131H65ZM95 132V131H93ZM97 132V131H96ZM109 132V131H108ZM123 131H121L122 133ZM132 132V131H131ZM148 132V131H147ZM207 132V131H206ZM241 132V131H239ZM91 133V131H90ZM107 133V132H106ZM110 133V132H109ZM108 133V135H109ZM133 133V132H132ZM130 133L129 135H132L133 134ZM212 133V132H211ZM97 134V133H95ZM104 134V132H103ZM111 134V133H110ZM124 134V133H122ZM121 134V135H122ZM208 134V133H207ZM259 134V132H258ZM229 135V134H228ZM238 135V133L236 134ZM260 135V134H259ZM263 135V134H262ZM91 136V135H90ZM94 136V135H92ZM98 136V135H97ZM100 136V135H99ZM105 136V135H104ZM103 136V137H104ZM107 136V135H106ZM125 136V135H124ZM127 136V135H126ZM261 136V135H260ZM89 137V136H88ZM102 137V136H101ZM108 137V136H107ZM110 137V135H109ZM123 138V136H121ZM131 137V136H130ZM224 137V136H223ZM239 137V136H238ZM237 137V138H238ZM262 137V136H261ZM259 137V138H261ZM95 138V137H94ZM94 138H91L92 140ZM112 138V137H110ZM127 138V137H126ZM258 138V139H259ZM105 139V138H103ZM107 139V138H106ZM105 139V140H106ZM109 139V138H108ZM135 139V138H134ZM227 139V138H225ZM61 140V139H60ZM95 140V139H94ZM129 140V139H128ZM99 140L97 139V142ZM103 141V140H102ZM101 142V144L103 145V143ZM107 141V140H106ZM110 141V140H109ZM107 141V142H109ZM120 141V140H119ZM227 141V140H225ZM224 141V143H226ZM62 142V141H61ZM117 142V141H116ZM257 142V141H256ZM95 143V142H94ZM114 143V142H113ZM113 143H111V145H114ZM119 143V142H118ZM134 143V142H133ZM96 144V143H95ZM99 144V143H98ZM204 144V143H203ZM236 144V143H235ZM255 144V143H254ZM91 145H93L91 143ZM101 145V146H102ZM106 145V144H105ZM234 145V143H233ZM239 145V143H238ZM264 145V144H263ZM62 146V145H61ZM88 146V145H87ZM100 146V144H99ZM108 146V145H107ZM122 146V145H121ZM124 146V145H123ZM130 146V145H129ZM206 146V145H205ZM95 147V146H94ZM109 147V146H108ZM204 147V146H203ZM202 147V148H203ZM255 147V146H254ZM261 147V146H260ZM102 148H106V146H102ZM113 148V147H112ZM116 148V146H115ZM126 148V147H125ZM201 148V149H202ZM226 148V147H225ZM239 148V146H238ZM247 148V147H246ZM256 148V147H255ZM95 149V148H93ZM92 149V150H93ZM97 149V147H96ZM95 149V151H96ZM101 148H99L100 150ZM110 149V148H109ZM236 149V147H235ZM257 149L258 146H257ZM263 149V148H262ZM90 150V149H89ZM100 152H103L102 149ZM114 150V149H113ZM88 151V149H87ZM124 151V149H123ZM203 151V150H202ZM251 151V150H250ZM108 152V150H107ZM113 152V151H111ZM237 152H239L237 150ZM235 152V154L237 153ZM258 152V151H257ZM259 152H260V149H259ZM262 152V150H261ZM260 152V154H261ZM90 153V151H89ZM88 153V154H89ZM105 153H106V150H105ZM126 153V152H125ZM254 153V152H253ZM91 154V153H90ZM93 154H97V153H94L93 151ZM107 154V153H106ZM200 154V152H199ZM230 154V152L228 151V155ZM246 154H247V151H246ZM245 154V155H246ZM250 154V153H248ZM247 154V155H248ZM263 154V152H262ZM92 155V154H91ZM101 155V153L99 154ZM98 155V157H99ZM103 155H105L103 153ZM130 155V154H129ZM192 155V154H191ZM224 155V154H222ZM253 155V154H251ZM13 156V157H12ZM89 156V155H88ZM102 156V155H101ZM194 156V154H193ZM237 156V155H236ZM250 156V155H249ZM257 156V155H256ZM86 157V156H85ZM104 156H102V159H103ZM109 157L108 155L104 158V160H106V158ZM192 157V156H191ZM227 157V156H226ZM238 157V156H237ZM83 158V157H82ZM81 158V160H82ZM100 158V157H99ZM198 158V157H197ZM200 158V157H199ZM235 158V156H234ZM239 158V157H238ZM250 158V157H249ZM255 158V157H254ZM256 158H259L256 157ZM264 158V156L262 157ZM101 159V158H100ZM99 160L98 162L102 161ZM190 159V158H189ZM244 159H248L246 158V156L244 157ZM260 159V158H259ZM95 160V159H94ZM98 160V159H96ZM104 160L102 162H104ZM222 160V159H221ZM234 160V159H233ZM232 160V162L235 164L236 162H234ZM241 159H239L238 162H240ZM243 160V158H242ZM249 160V159H248ZM247 160V162L245 163H249ZM255 160L256 159H253L254 163H255ZM261 160V159H260ZM88 161V160H87ZM193 161V160H192ZM231 161V160H230ZM252 161V160H251ZM250 161V163L252 164V162ZM258 161V160H257ZM256 161V162H257ZM96 162V161H95ZM111 162V161H110ZM228 162V160H227ZM243 162V161H242ZM259 162V161H258ZM101 163V162H100ZM109 163V160L108 162ZM116 163V162H115ZM114 163V164H115ZM221 163V162H220ZM104 164V163H103ZM226 164V163H225ZM243 164V163H242ZM251 164H248V165H251ZM95 165V164H94ZM102 165V164H101ZM106 165V163H105ZM116 165V164H115ZM194 165V164H193ZM238 165V164H237ZM236 165V166H237ZM244 165V164H243ZM96 166V165H95ZM94 166V167H95ZM262 166V165H261ZM247 167V165L245 164L244 165V168ZM256 167V166H255ZM253 166V168H255ZM189 168H192L191 165ZM233 168V167H232ZM239 168V167H238ZM242 168V169H244ZM92 169V168H91ZM235 169H237L235 167ZM249 169V168H248ZM264 169V168H263ZM192 170V169H191ZM229 170V169H228ZM239 171L241 169H238ZM237 170V171H238ZM245 170V169H244ZM255 170V169H254ZM193 171V170H192ZM261 171V170H260ZM219 172V171H218ZM230 172V171H229ZM228 172V173H229ZM235 172V170H234ZM244 172V171H243ZM263 172V170H262ZM194 176V172H192ZM224 173V172H223ZM245 173V172H244ZM243 173V175H244ZM248 173V171H247ZM233 174V172H232ZM261 174V172L259 173ZM196 175V174H195ZM218 175V174H217ZM223 175V174H222ZM230 175V174H227V176ZM237 175H238V172H237ZM241 175V174H240ZM242 175V176H243ZM262 176L260 177V179H255L254 181V184H253V190H248V187L250 185V178H248L246 181H245V176L244 177V180L246 182V184H248V187H247V191H245L246 189V184H245V189H242V192H244L242 194V197L246 194H250L252 199L251 200H255L252 202V205L254 209H249L251 206L248 205V208L246 210H244V213L241 214L240 212H238V214L240 213V215H237V213H233L234 216L236 215V218L233 216L231 217L230 214H228L230 217H231V220L232 218H234V222L230 220L229 218V223L230 221L232 222L231 224L234 223V228L233 229V232L231 235L232 239L236 240L237 243L236 245L234 246L233 248V251H234V256L232 257V264H264V174H261ZM187 176V175H186ZM233 176V175H232ZM234 176H235V173H234ZM221 177V176H220ZM229 177V176H228ZM238 178V177H237ZM241 178V177H240ZM239 178V179H240ZM177 179V178H176ZM185 179V178H184ZM194 179V177H193ZM182 180V179H181ZM186 181H188L187 179H185ZM253 180V179H252ZM193 181V180H191ZM215 181V180H214ZM179 182V181H178ZM184 182V181H183ZM233 182V181H231ZM230 182V183H231ZM222 183V182H221ZM229 183V184H230ZM195 184V183H194ZM241 184H244L241 183ZM258 184V185H257ZM189 185L188 183L186 184V186ZM193 185V184H192ZM228 186V183L226 184ZM194 186V185H193ZM199 187V185H197ZM196 186V187H197ZM227 186L225 188H227ZM231 186V185H230ZM243 186V185H242ZM241 186V187H242ZM197 187V188H198ZM229 187V186H228ZM241 187L239 186L240 190H241ZM188 188V187H187ZM186 188V189H187ZM193 188V187H192ZM238 188V187H235V189ZM251 188V187H250ZM190 189V188H188ZM200 189V188H199ZM211 189V187H210ZM223 191L225 190L224 188H222ZM26 190V196H22V192ZM198 190V189H197ZM227 190V189H226ZM233 190V188H232ZM232 190H230V192L228 193L230 195V193L232 192ZM192 191V190H191ZM211 191V190H210ZM234 192V195H236L238 192L236 190H233ZM235 191L237 192L235 194ZM239 191V190H238ZM189 192V191H187ZM227 192V191H226ZM193 194V191L190 192ZM233 193H231L230 195V200L232 199L234 201V199H238V196L237 198H233L234 195H232ZM5 194L9 196V202L6 203V199H5ZM195 194V193H194ZM227 194V193H226ZM227 194V195H228ZM239 194V193H238ZM260 194V195H259ZM203 195V194H202ZM208 196V195H207ZM247 196V195H245ZM193 197V196H192ZM196 197V196H195ZM192 198V199H195ZM211 197V195H210ZM232 197V198H231ZM248 197V196H247ZM254 197V199H253ZM24 198V199H23ZM191 198V197H190ZM228 199L229 197H225V199ZM244 198V197H243ZM218 199V198H217ZM216 199V200H217ZM220 199V198H219ZM226 199V200H227ZM248 199V198H247ZM24 200V205H21V203H23ZM198 200V199H197ZM200 200V198H199ZM198 200V201H199ZM226 200H224L226 202ZM229 200V199H228ZM227 200V201H228ZM231 200V201H232ZM242 200V198H241ZM244 200V199H243ZM192 201H196L195 200H192ZM197 201V202H198ZM210 201V200H209ZM241 202V201H240ZM192 203V202H191ZM208 203V202H207ZM229 203V201H228ZM226 202V204H228ZM232 203V202H231ZM230 204V208H232L233 204L231 205ZM242 203V202H241ZM196 204V203H195ZM200 204V202L198 203ZM228 204V205H229ZM234 204H237L235 203L234 201ZM240 204V203H239ZM238 204V205H239ZM245 204V203H244ZM188 205V204H187ZM193 205V203H192ZM226 205V206H228ZM200 206V205H199ZM224 206H225V203H224ZM241 206H243L242 204H240V209H241ZM245 206V205H244ZM189 207V205H188ZM193 207H196V206H192ZM206 207V206H205ZM208 207V206H207ZM223 207V205H222ZM238 207V206H237ZM262 207V210L260 209ZM191 208V206H190ZM191 208V209H192ZM226 208H229L226 207ZM234 208V207H233ZM189 209V208H188ZM197 209V208H196ZM199 209V208H198ZM224 209V208H223ZM178 210V209H177ZM233 210V209H232ZM231 210V211H232ZM237 210H239L237 208ZM193 211V210H191ZM195 211V210H194ZM193 211V213H194ZM201 211V209H200ZM208 211V210H207ZM224 211V210H223ZM227 211H230L227 210ZM226 211V212H227ZM243 211V210H242ZM222 212V211H221ZM225 212V211H224ZM209 214V212H207ZM5 214H13L11 217H9L8 215H5ZM212 214V213H211ZM224 213L222 212V215ZM231 214V215H233ZM226 215V216H228ZM225 216V217H226ZM224 217V215H223ZM220 222L223 221L222 217H221V214H220ZM210 220V218H208ZM225 219V218H224ZM228 219V218H227ZM208 221V220H207ZM209 222V221H208ZM223 222H226V221H223ZM226 222V223H228ZM225 223V224H226ZM224 225L223 223H220V227L221 229H219L220 231L222 230V227L221 226ZM230 226V225H229ZM226 228V227H225ZM218 230V229H217ZM226 230V229H225ZM228 230V229H227ZM220 231H216L217 233H219ZM222 233V232H220ZM219 233V234H220ZM215 234V233H214ZM214 234H213V237H214ZM229 234V232H228ZM227 234V236H228ZM113 235V234H111ZM124 235V234H122ZM138 235V234H136ZM218 235V234H216ZM118 236V235H116ZM221 236V234L219 235ZM107 237V236H106ZM115 237V235H114ZM113 237V238H114ZM119 237V236H118ZM145 236H143L144 238ZM218 237V236H217ZM117 237L114 238V240L116 239ZM137 238V237H136ZM149 239V238H148ZM153 239V238H152ZM227 239H230V238H227ZM117 240V239H116ZM217 240V239H216ZM226 240V238H225ZM101 241V240H100ZM102 241H106V240H102ZM109 241V240H107ZM118 241V240H117ZM144 241V240H142ZM146 241V239H145ZM224 241V240H222ZM221 239L219 240L220 244L222 243H225V242H222ZM227 241H230V240H226V243H228ZM233 241V240H231ZM230 241V242H231ZM112 242H114L112 240ZM116 242V241H115ZM151 242V241H149ZM212 242V241H211ZM222 242V243H221ZM110 243V242H109ZM123 243V242H122ZM121 243V244H122ZM147 243V242H146ZM152 243V242H151ZM210 243V242H209ZM258 244V247H261L260 251H256V247H257V244ZM114 244V243H113ZM117 244V242H116ZM118 244H119V241H118ZM211 245V244H210ZM231 245V243H230ZM121 246V245H120ZM126 246V245H125ZM140 246V245H138ZM137 246V247H138ZM143 246V245H142ZM93 247V246H92ZM99 247V246H98ZM96 249V251L98 249H100V247ZM108 247V246H107ZM111 247V246H110ZM114 247V246H112ZM122 247V246H121ZM220 247V245H219ZM102 248V246H101ZM117 248V247H116ZM140 247H138L137 249H139ZM149 247H147V250H148ZM221 248V247H220ZM226 248V246H225ZM229 248V247H228ZM136 249V247H135ZM145 249V248H144ZM192 249V248H191ZM210 249V247H209ZM218 249V248H217ZM230 249V248H229ZM142 250H143V247H142ZM99 251V250H98ZM141 251V250H140ZM139 251V252H140ZM144 251V250H143ZM142 252V251H141ZM140 252V253H141ZM220 252V251H219ZM99 253H101V251H99ZM115 253V252H114ZM193 253V252H192ZM130 254V253H129ZM132 254V253H131ZM139 255V253H137ZM226 254V253H225ZM224 254V256H225ZM191 255V254H190ZM193 255V254H192ZM191 255V256H192ZM99 256V255H98ZM102 256V255H101ZM137 256V255H135ZM103 257V256H102ZM107 256L104 257V259L106 258ZM130 257V256H129ZM134 257H132L133 259ZM142 258V257H141ZM140 258V259H141ZM208 258V257H207ZM223 257H221L220 259H222ZM211 259V257H210ZM219 259V260H220ZM224 259V258H223ZM101 260V259H100ZM211 261V260H210ZM222 261V260H221ZM220 261V263H221ZM141 262H143L141 260ZM138 263L136 261V263L138 264H141ZM146 262V261H145ZM144 262V263H145Z\"/></svg>","mask_w":264,"mask_h":264}]
</instances>
